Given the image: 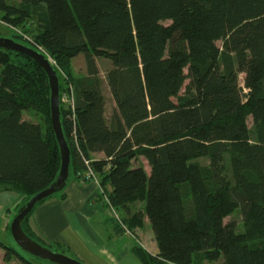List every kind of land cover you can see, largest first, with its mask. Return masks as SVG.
<instances>
[{
  "label": "trees",
  "instance_id": "1",
  "mask_svg": "<svg viewBox=\"0 0 264 264\" xmlns=\"http://www.w3.org/2000/svg\"><path fill=\"white\" fill-rule=\"evenodd\" d=\"M31 17L41 28L30 47L69 80L73 109L61 104V121L70 177L103 154L90 165L110 186L111 207L130 233L146 218L156 243L155 257L133 247L140 263L264 264V245L249 246L264 241V0H0L9 29ZM80 55L86 74L75 79ZM99 60L111 65L104 80ZM37 76L48 88L37 65L0 50V192L24 204L60 170L50 120L36 118L49 115ZM138 202L142 212L131 214ZM235 212L241 232L226 222ZM28 217L23 232L44 246ZM0 248L5 262L31 264Z\"/></svg>",
  "mask_w": 264,
  "mask_h": 264
},
{
  "label": "crops",
  "instance_id": "2",
  "mask_svg": "<svg viewBox=\"0 0 264 264\" xmlns=\"http://www.w3.org/2000/svg\"><path fill=\"white\" fill-rule=\"evenodd\" d=\"M85 74L84 69L82 76ZM106 87L103 83L105 115L109 116L114 104ZM103 159V154L90 156V161ZM98 181L99 184H94L84 180L83 171L71 176L61 193L38 205L28 217L26 224L30 233L44 246L57 248L65 256L83 264H141L132 252L137 245L148 255L157 256L158 249L147 219L143 220L147 229L145 232L141 227L134 229L133 236L120 232L103 201L111 193V188ZM24 201L25 197L13 190L0 192V221L3 225L0 243L12 250L14 248L9 243L6 231ZM120 213L126 220V214ZM18 263L15 260L5 262L4 252L0 248V264Z\"/></svg>",
  "mask_w": 264,
  "mask_h": 264
},
{
  "label": "water",
  "instance_id": "3",
  "mask_svg": "<svg viewBox=\"0 0 264 264\" xmlns=\"http://www.w3.org/2000/svg\"><path fill=\"white\" fill-rule=\"evenodd\" d=\"M0 50L18 54L37 65L46 76L49 89V120L60 155V170L55 182L45 190L33 195L16 212L10 224V235L19 250L24 254L49 264H81L69 257L54 252L30 239L22 230V222L34 209L49 198L61 193L70 179L69 168L71 154L63 132L61 121V95L57 72L43 52L30 46L22 45L13 39L0 38Z\"/></svg>",
  "mask_w": 264,
  "mask_h": 264
},
{
  "label": "rangeland",
  "instance_id": "4",
  "mask_svg": "<svg viewBox=\"0 0 264 264\" xmlns=\"http://www.w3.org/2000/svg\"><path fill=\"white\" fill-rule=\"evenodd\" d=\"M41 25L40 23H38V21L35 18H28L21 26L17 27V28H13V29H9L7 26H5L3 23L0 22V38H9V39H14L17 42L24 44V45H29L34 47L35 45V38L38 35L39 31H40ZM222 43L218 42L217 46L221 47ZM111 66L110 62L108 61H104V60H99L98 61V67H99V71H100V78L104 80L105 78V71L108 69V67ZM85 69L84 66V59L83 57L80 55L77 58H75L74 60H72L71 62V72L72 75L75 79H78L80 77H82L83 71ZM57 70V69H56ZM58 72V76H59V81H60V91H62V94H66L65 93V86L66 84H69V80L68 78L65 77V75L62 74V72H60L59 70H57ZM242 77H240V82H241ZM36 82L37 85L40 87V90L42 91V94L44 95V98L48 97V88H47V84L43 81V78L41 76H37L36 77ZM107 88V87H106ZM107 90V89H106ZM48 101V106H49V100L48 98L46 99ZM63 108V107H62ZM24 118L26 119H30L31 117L27 114L24 113ZM49 115H40L37 116V120L44 125V127H47V122L49 121ZM247 125L249 130H252V121L251 119H248L247 121ZM70 149L73 151V145L72 143L70 144ZM139 163L141 165H143V167L145 168L146 172H148V167L147 164L144 160L140 159ZM186 195V193H185ZM187 198V195H186ZM131 214H137L138 212H142L143 210V204L138 202L135 203L134 205H132L131 207ZM118 212V211H117ZM120 218L123 220V217L121 216V213L118 212ZM15 217V214L13 216V218ZM13 218L10 220L12 222ZM113 223L114 220L112 219ZM228 221H233L236 224L237 227V232H241L242 231V223H241V217L239 212H235L231 217L226 219V222ZM10 222V224H11ZM141 228H143L142 231L145 232V230H147L144 225L142 224ZM3 230V225L2 222L0 221V231ZM8 233V238H9V243L12 245V247L14 248V250L17 252V254L19 256H21V258H23L24 260H26L27 262L31 263V264H49L40 260H36L34 258H31L30 256L24 254L21 250H19L17 248V246L15 245V243L13 242L11 235H9L10 233V226L8 227L7 231ZM3 237V234L2 236ZM11 240V241H10ZM133 242L135 243L136 241L133 240ZM264 245V241H260V242H254V243H250L249 246L251 248H256L259 246H263ZM138 246V245H137ZM49 249H51L54 252L63 254L60 252V250H57V248H51L48 246H45ZM64 255V254H63ZM70 259H74L75 258H70ZM78 261V260H76ZM80 262V261H78ZM16 263H18V261H16ZM81 264H83L82 262H80ZM20 264V263H18ZM205 264H222V262H216V263H205Z\"/></svg>",
  "mask_w": 264,
  "mask_h": 264
},
{
  "label": "built area",
  "instance_id": "5",
  "mask_svg": "<svg viewBox=\"0 0 264 264\" xmlns=\"http://www.w3.org/2000/svg\"><path fill=\"white\" fill-rule=\"evenodd\" d=\"M61 104L63 106V108L65 109H70L72 110V106H73V99H72V96L71 94L69 95H65L63 94L61 96ZM75 142V149L78 150V145L76 143V140H74ZM83 161V164H84V167H85V171L83 172V179L84 180H88V181H92L94 184H99V178L96 176L95 172L92 170L91 168V163L90 161H87V160H82ZM103 201H104V204L105 206L108 208V210L110 211V214H111V218L114 220V224L116 226H118L120 229L123 230V233L126 234V235H132V233H130L129 231L126 230V228L124 227L123 223H122V219L120 218L118 212L113 209L109 203V200H108V196H105L103 198ZM133 236V235H132Z\"/></svg>",
  "mask_w": 264,
  "mask_h": 264
}]
</instances>
